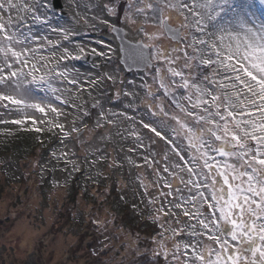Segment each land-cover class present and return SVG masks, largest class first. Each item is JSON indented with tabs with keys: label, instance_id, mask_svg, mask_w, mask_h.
Returning <instances> with one entry per match:
<instances>
[{
	"label": "snow or ice",
	"instance_id": "6c2138e0",
	"mask_svg": "<svg viewBox=\"0 0 264 264\" xmlns=\"http://www.w3.org/2000/svg\"><path fill=\"white\" fill-rule=\"evenodd\" d=\"M73 4L71 21L53 26L52 0H0V126L43 132L37 125H45L64 147L84 136L82 129L131 140L115 157L94 148L84 159L95 169V176L87 173L93 183L112 180L100 195L117 192L123 213L143 221L134 237L129 233L133 264H264V0ZM81 23L119 36L111 51L129 67L149 68L150 81L125 84L116 72L83 81L73 75L65 61L80 60L85 48L73 51L63 42H73ZM108 81L113 92L106 102L120 111L99 100L91 110L71 104L79 124L74 118L68 129L59 106L70 104L66 94L107 89ZM87 121H94L91 129ZM50 155L63 161L68 179L81 171L75 153L53 147ZM105 162L110 177L97 167ZM126 169L135 172L130 192L117 187ZM39 171L42 178L47 169ZM110 222L92 220L98 227Z\"/></svg>",
	"mask_w": 264,
	"mask_h": 264
},
{
	"label": "trees",
	"instance_id": "16d2710c",
	"mask_svg": "<svg viewBox=\"0 0 264 264\" xmlns=\"http://www.w3.org/2000/svg\"><path fill=\"white\" fill-rule=\"evenodd\" d=\"M42 94L37 91V95ZM87 123L91 129L93 121H87ZM42 128H44L43 132H36L23 130L15 125L0 126V193H6L9 190L8 185L10 188L16 186L15 191L22 187V192L31 193L30 196L33 192H37L41 207L35 209L42 214L39 220H42L44 216L51 217L52 223L56 222L55 232L64 233L65 240H67L66 236L76 238L69 247L68 253L54 262L53 253L48 254L46 250L50 246V240L55 242L61 237H56L49 231L47 236L39 239L34 264H48V259L51 261L50 264L69 262L133 264L138 257L129 244V233L134 237L137 225L143 224V221L129 219L123 213L125 205L118 202L117 192L111 191L107 195H100L111 187L112 180L93 183L88 178V172L95 176V169L90 168L89 163L84 159L88 153L85 143L76 141L79 145V153L71 158L80 165L81 171L73 173L72 178L68 179L67 172L62 170L63 161L57 163L50 155V149L53 147L58 152L67 151L66 147L59 144L58 137L48 131L46 126ZM82 130L90 132L88 129ZM68 140L73 141L71 138ZM107 153L110 154H108L109 157H114L110 153V147L107 148ZM88 158L91 160L93 157L90 155ZM41 166L47 169L42 178L39 171ZM97 167L103 170L104 177L111 176V170L106 167V162ZM68 171H71V165ZM139 172L146 176V183L151 181L150 174L147 175L146 171L141 172V170ZM132 182L133 180L125 175H120L117 187L124 192H130L135 186ZM102 213H107L111 221L106 229H103V224L98 227L92 223L94 219L101 221L99 216ZM139 231L143 236V229L140 228Z\"/></svg>",
	"mask_w": 264,
	"mask_h": 264
},
{
	"label": "rangeland",
	"instance_id": "374dc122",
	"mask_svg": "<svg viewBox=\"0 0 264 264\" xmlns=\"http://www.w3.org/2000/svg\"><path fill=\"white\" fill-rule=\"evenodd\" d=\"M85 2H87V0H85ZM64 4L66 6L68 15H61L60 13H56L54 11L49 13V15L51 16V24L53 26L65 25L66 23L71 21L72 14L75 10L73 0H64ZM173 23H178V21L174 20ZM76 27H78L80 34L70 38L73 41L71 44L66 41L63 42L64 46L69 47L73 51H76L78 47H84V56L93 54L91 51L93 48L96 49L97 53L103 52L104 55H100L99 60L93 61H65L68 67L73 70V75H76L78 73L79 78L83 81L89 75L94 77L97 72L101 74L106 72H116L118 73L119 78L125 81V84L134 83L136 85H139L144 79L150 81L152 76V72L150 69H147L144 72H132L131 74H127V81L124 79V74L126 73V71H124L122 65L119 62L120 53H114L113 51H111V49H116L118 46L117 38L114 36V34L106 35L103 31H93L91 28L82 23L80 25H77ZM33 30L37 32L51 31L50 29H42L40 25H33ZM50 38L56 40L60 37L57 34L52 33L50 35ZM101 38H103V43H99ZM127 38L131 39V34H129ZM168 46L169 42L165 40L164 47L167 48ZM106 83L109 84L106 92L112 94L113 89L111 87V82L108 81ZM56 86L60 88L65 87V85L60 83H57ZM103 88V85H101V88L99 90L88 88L81 93L66 94L67 98L70 100V104L59 106L65 113V116L61 117V121L66 124V127L68 129L71 128L74 118L76 119L77 124H79V119L76 115V111L73 109L71 104H83L85 108L91 110V104L99 100L101 103H104L105 109L113 108V110L115 111H120V108L114 107L115 102H106L105 97L108 94L106 92H103ZM89 92H91V95H89ZM37 116L39 117V113H37ZM38 126L42 127L45 125ZM114 131L115 130H113V133ZM102 135L107 137L109 135V132L107 130H104L102 132ZM76 141L85 143V145H87V156L91 155L94 148H98L107 152V148L110 147V153H112V155L115 157L117 153H121L122 148L123 151L126 152V146L129 143L131 144V142L128 141L117 142L118 138H115L114 136L113 139H101L100 136H96L95 133L87 132L79 140L66 141L67 144L65 149L70 153H75L76 156L79 153V145ZM142 170L143 171L141 172H145L144 169ZM120 175H125L130 180H134L135 172L133 173V175H129L126 169ZM7 188L9 190H7L6 193H0V264H34V256L35 251H38L37 244L39 243V239L47 236V233L49 231L53 232L56 237H61V239L59 238L55 242L50 240V246L48 245L49 248H47L46 252L48 254L50 252L53 253L54 262H56L57 259L62 257L63 255H66L71 244L76 241V238L66 236L67 240H65L64 233L55 232V227H57L56 222L52 223L51 217L44 216L42 220H39L42 217V214H40L39 211L35 209L36 207H41V203H39L40 198L37 192H33V194L30 196L31 193L27 194L22 192V187L18 188L16 191V186L10 188V185H8ZM99 217L101 218V222L110 221L107 213H102ZM108 224L109 223H104L103 229H106ZM50 263L51 261H49L48 259V264ZM65 264L77 263L69 262ZM83 264H86V262H83Z\"/></svg>",
	"mask_w": 264,
	"mask_h": 264
},
{
	"label": "water",
	"instance_id": "95a60500",
	"mask_svg": "<svg viewBox=\"0 0 264 264\" xmlns=\"http://www.w3.org/2000/svg\"><path fill=\"white\" fill-rule=\"evenodd\" d=\"M54 6L56 10L59 9H63V4H62V0H54ZM118 40L120 41V38L118 36ZM121 43V41H120ZM123 56V54H122ZM94 56H91L89 58V60H93ZM121 62L123 63V65L125 66V68L127 69V71L129 73H131L133 70H145L147 67H145L143 64H133L131 67H129L128 65L131 64V61H128V63H125L124 59L121 57Z\"/></svg>",
	"mask_w": 264,
	"mask_h": 264
}]
</instances>
